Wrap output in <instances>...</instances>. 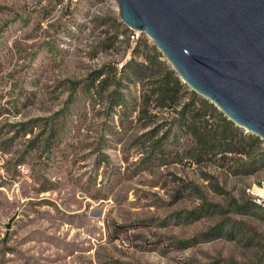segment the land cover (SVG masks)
Segmentation results:
<instances>
[{
  "label": "rangeland",
  "instance_id": "obj_1",
  "mask_svg": "<svg viewBox=\"0 0 264 264\" xmlns=\"http://www.w3.org/2000/svg\"><path fill=\"white\" fill-rule=\"evenodd\" d=\"M128 32L116 0H0V264H264L260 149L200 154L190 87L121 72Z\"/></svg>",
  "mask_w": 264,
  "mask_h": 264
},
{
  "label": "water",
  "instance_id": "obj_2",
  "mask_svg": "<svg viewBox=\"0 0 264 264\" xmlns=\"http://www.w3.org/2000/svg\"><path fill=\"white\" fill-rule=\"evenodd\" d=\"M192 91L264 141V0H116Z\"/></svg>",
  "mask_w": 264,
  "mask_h": 264
},
{
  "label": "trees",
  "instance_id": "obj_3",
  "mask_svg": "<svg viewBox=\"0 0 264 264\" xmlns=\"http://www.w3.org/2000/svg\"><path fill=\"white\" fill-rule=\"evenodd\" d=\"M129 39V38H128ZM144 41L142 42V39L137 41V44L135 47H133V58L124 66H122L121 72L124 74L129 71L128 77H133L135 80L143 81L145 79H150L154 76L153 69L155 67H158L159 69L165 68L167 78L170 79V82H165L163 79V86H162V95L166 94L169 95V99L171 98V94L173 92L172 88H169V85H176L179 88H184L185 84L182 82V80L179 78V76L176 74L174 70L171 68L168 69L165 61H162V53L158 52L156 48H153L152 52V59H150L149 64H145L142 62H139L138 60H135L134 58L137 56L138 48L140 46L148 47V40L143 36ZM148 60V59H147ZM146 60V61H147ZM100 73V72H99ZM99 73H96L95 75H99ZM101 74V73H100ZM116 75V74H115ZM95 80V79H94ZM106 80H104L102 83H104ZM171 83V84H170ZM125 93L119 91L114 92L112 95V105L115 107H121L127 109L128 107V100L124 95ZM191 100L193 101L192 104H187L183 107V110L181 114L184 116L186 115L187 121L184 122V124L181 125V128L190 133V135L194 136L197 142V148L199 150V153L202 154V152H210L212 148H217L219 150V153H238V154H244L247 155L249 152V149H260L261 158L259 160H255L253 162H250L244 167L241 168L242 174H250L254 172V166H258V163L264 162V148H262L264 141L260 138L252 135V134H246L243 129L237 127L233 122L228 120V118L220 112L216 106H214L212 103H210L208 100H201L198 99V102H202L208 105V111H203L202 109H197L195 107L196 100L198 98L197 94L194 91L190 92ZM193 106V109L190 110L188 106ZM187 113V114H186ZM212 113H216L221 121L220 128L212 127L211 125H205L202 127L200 121L201 119H205L207 116H211ZM159 148V145L155 143L154 149L157 151ZM204 154V153H203ZM237 211L240 213H246L249 212L250 209L246 206L238 207Z\"/></svg>",
  "mask_w": 264,
  "mask_h": 264
},
{
  "label": "built area",
  "instance_id": "obj_4",
  "mask_svg": "<svg viewBox=\"0 0 264 264\" xmlns=\"http://www.w3.org/2000/svg\"><path fill=\"white\" fill-rule=\"evenodd\" d=\"M128 33H129L128 38L132 44H137V41L140 39L141 35L143 34L139 31H134L132 29H129ZM256 197L257 198H256L255 202L257 203V205L259 207L264 208V191H263V193L258 194Z\"/></svg>",
  "mask_w": 264,
  "mask_h": 264
}]
</instances>
